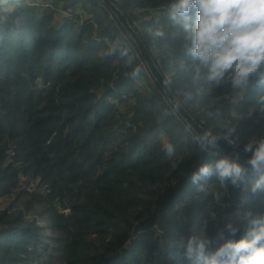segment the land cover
<instances>
[{"label":"trees","instance_id":"obj_1","mask_svg":"<svg viewBox=\"0 0 264 264\" xmlns=\"http://www.w3.org/2000/svg\"><path fill=\"white\" fill-rule=\"evenodd\" d=\"M113 1L164 77L175 71L182 53L162 15L168 0ZM21 2L0 26V198L23 184L22 204L0 208V264H190L182 238L206 235L214 250L231 223L239 239L248 224L237 212L264 213V193L249 191L246 162L201 150L177 110L161 118L173 105L115 14L101 0ZM60 8L67 14L56 22ZM158 27L162 39L152 34ZM117 37L136 54V79L118 54L104 55ZM174 79L172 90L206 129L230 122L242 149L264 136V88L185 101L178 72ZM222 157L238 159L244 179L221 187L214 175L198 192L192 173Z\"/></svg>","mask_w":264,"mask_h":264},{"label":"clouds","instance_id":"obj_2","mask_svg":"<svg viewBox=\"0 0 264 264\" xmlns=\"http://www.w3.org/2000/svg\"><path fill=\"white\" fill-rule=\"evenodd\" d=\"M19 7H22L21 0H0V26L7 24ZM162 15L182 53L176 70L161 81V88L166 93L171 95L177 72L184 81L182 95L185 101L204 97L221 88H228L234 98L250 87L264 88V0H168ZM152 34L161 39L166 36L165 30L159 27ZM116 54L131 68V78L141 75V66L132 67L136 54L120 37L104 52L105 56ZM188 85L195 86L194 90L188 89ZM257 104L259 111L264 112V94L257 97ZM180 107L181 104L173 100L172 111L165 108L161 118L174 114ZM253 114L251 109L247 113L249 118ZM235 131V127L226 122L223 131L202 129L194 139L201 150L208 151L221 140L235 145ZM164 148L168 156L175 152L171 142ZM243 152L250 154L246 164L255 177L249 191L253 195L264 193V136L250 139ZM245 174L246 169L238 159L222 157L214 163H204L192 173L191 180L198 184V192L206 194V185L199 181L215 175L221 187H226L229 182L238 187ZM216 199L219 200V195ZM237 218L248 224L239 239L235 238L239 225L231 223L227 225L230 238L214 250H211L213 241L206 235L190 236L186 241L182 238L183 257L190 264H264V213L248 211L241 217L237 212ZM170 255L176 258V254Z\"/></svg>","mask_w":264,"mask_h":264},{"label":"water","instance_id":"obj_3","mask_svg":"<svg viewBox=\"0 0 264 264\" xmlns=\"http://www.w3.org/2000/svg\"><path fill=\"white\" fill-rule=\"evenodd\" d=\"M117 17L120 24L123 26L124 30L130 35L132 40L134 41L143 61L148 67L154 79L157 81L159 87L161 88V81L165 79L164 75L160 71L159 67L155 63L153 56L151 55L149 49L144 43L143 39L138 34L135 27L130 23L128 17L125 13L115 4L113 0H101ZM162 89V88H161ZM163 90V89H162ZM166 97L169 102L173 105V100L178 101L181 104L179 109H176L180 116L185 120L187 125L198 134L202 129H206L202 124L198 123L194 117L190 114V112L186 109L181 100L177 97L174 91H171V95L166 93L164 90ZM222 153H231L235 155L239 160L246 162L249 158L250 154H245L243 149L237 145H230L226 141L221 140L218 145L214 148Z\"/></svg>","mask_w":264,"mask_h":264},{"label":"rangeland","instance_id":"obj_4","mask_svg":"<svg viewBox=\"0 0 264 264\" xmlns=\"http://www.w3.org/2000/svg\"><path fill=\"white\" fill-rule=\"evenodd\" d=\"M43 1H46V0H43ZM50 3L49 2H45V5H49ZM66 12L65 11H62L61 10V8L60 9H57V12L55 13V21L57 22H60L61 20H62V18L64 17V16H66ZM157 14V13H156ZM155 14V16L156 17H158V14L156 15ZM23 187V184L22 183H20L19 184V187L18 188H16V191H14L13 193H11L10 195H8V196H5V197H1L0 198V208H2V207H10V208H14V207H16V206H18V205H20V204H22L21 202H22V199L23 198H20L19 196H18V194H19V192H20V190H21V188ZM242 212V211H241ZM240 212V213H241ZM30 215H32V214H30ZM40 218V222H43V220H41V219H43L44 217H39Z\"/></svg>","mask_w":264,"mask_h":264}]
</instances>
